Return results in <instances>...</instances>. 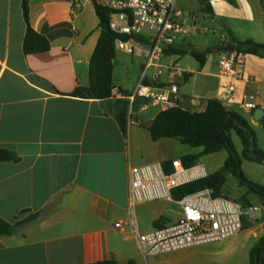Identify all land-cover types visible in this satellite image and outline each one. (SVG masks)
Instances as JSON below:
<instances>
[{"label": "crops", "instance_id": "1", "mask_svg": "<svg viewBox=\"0 0 264 264\" xmlns=\"http://www.w3.org/2000/svg\"><path fill=\"white\" fill-rule=\"evenodd\" d=\"M187 2L201 6L204 19L212 23L214 33L221 34L219 42L205 48L186 44L183 38L196 22L186 26L176 44L165 51L161 66L146 72L145 83L175 82L179 105L191 112L205 111L210 99L216 98L253 127L262 124L256 110L264 107V55L246 54L247 79L233 80L232 94L221 89L225 81L219 65L235 39L264 43L262 0H209L212 13L202 9L200 0H177V6L184 11ZM30 21L49 39L48 51L24 52L27 24L22 0H0V148L19 155L18 161L0 162V217L15 222L38 213L13 234L0 235V264H110L112 259L121 264H204L230 253L234 257L238 250L249 255L251 264L250 251L264 238L262 207L245 218L240 232L205 243L204 256L191 248L143 256L138 235L152 231L160 218L163 223L176 221L182 208L158 199L178 205L172 217L165 207L147 202L131 207V167L160 163L171 170L173 159L200 153L202 147L177 138L152 139L148 125L170 104L129 101L125 134L114 116L113 99L72 95L78 86L89 83L90 59L101 34L93 0H30ZM194 50L209 51L203 65L185 63ZM145 62L140 44L134 54L116 49L115 87L131 93ZM249 93L259 104L254 111L242 106ZM131 219L136 220L134 225L116 226Z\"/></svg>", "mask_w": 264, "mask_h": 264}, {"label": "built area", "instance_id": "2", "mask_svg": "<svg viewBox=\"0 0 264 264\" xmlns=\"http://www.w3.org/2000/svg\"><path fill=\"white\" fill-rule=\"evenodd\" d=\"M113 9L110 29L119 36L115 48L134 54L138 45L144 47L145 66L142 77L131 93L113 88V97L150 99L170 105L177 104L178 86L145 83L146 72L151 67H160L165 51L173 47L186 32L184 11L177 0H109ZM246 54L238 50L225 53L219 60L220 76L225 81L221 89L227 94L234 92L233 80L247 79L245 74ZM246 111L259 108L254 94L249 93L242 103ZM264 106V105H263ZM264 109V107H262ZM205 166L199 161L185 166L181 159L171 161V170L162 164L132 166L129 175L130 206L138 203L168 199L178 203L182 215L176 221L162 223L152 231L138 235V246L145 258L179 250L193 245L221 241L244 228V217L261 211V206L245 205L225 195H216L212 188H204L181 198L173 196L176 187L208 176ZM135 219L119 221L116 226L134 225ZM264 259V251H263Z\"/></svg>", "mask_w": 264, "mask_h": 264}, {"label": "trees", "instance_id": "3", "mask_svg": "<svg viewBox=\"0 0 264 264\" xmlns=\"http://www.w3.org/2000/svg\"><path fill=\"white\" fill-rule=\"evenodd\" d=\"M202 9L211 12L209 0H200ZM264 5V0H262ZM96 13L99 17L101 34L93 51L89 66V83L85 86H78L72 95L82 98H94L101 100H114V116L122 131L126 134L128 130L130 103L127 99H115L113 97L114 83V57L116 53L115 41L119 36L110 29V18L113 9L108 5L93 0ZM23 15L27 24L23 42L26 54L48 51L51 47L49 39L39 33L30 21V0H22ZM109 28V30H108ZM228 50H238L244 53L264 55V43L256 42L253 39L244 41L235 39L232 44L226 47ZM169 50V49H168ZM167 50V51H168ZM209 51H192V55L203 65ZM186 73L185 76H189ZM149 81H146L148 83ZM172 105L158 113L150 122L148 129L153 140L161 138H177L184 144L193 147H202L197 154H188L182 157L185 166L198 162L202 155L212 154L222 150L228 151V157L224 164L208 176L176 187L173 190L175 198H181L186 194L204 189L212 188L216 195H221V189L226 182L227 175L234 173L239 176L241 184H247L251 192L264 196V185L246 178L241 171V158L232 142L230 132L235 130L245 145L244 155L248 159L264 162V151L256 144V135L252 123L237 111L228 110L224 104L216 98L209 101L208 107L203 112H191L182 108L177 100ZM264 127V116L261 119ZM248 147V149H247ZM17 152L0 148V162L18 161ZM168 167V163L165 164ZM169 168V167H168ZM167 168V169H168ZM223 195V194H222ZM38 213L30 215L27 219L8 221L0 217V235H11L16 228L26 220L37 218ZM244 217V221H245ZM164 219L156 221V226L162 225ZM245 226V222H244ZM260 247V249H259ZM264 238L250 251L251 264H264L263 259ZM258 254V262L256 256ZM110 264H121L115 260H109ZM127 264H135L130 261Z\"/></svg>", "mask_w": 264, "mask_h": 264}, {"label": "rangeland", "instance_id": "4", "mask_svg": "<svg viewBox=\"0 0 264 264\" xmlns=\"http://www.w3.org/2000/svg\"><path fill=\"white\" fill-rule=\"evenodd\" d=\"M186 6L188 7V9L184 10L185 14L183 17L185 24L187 27H191L194 26L196 22V27H193V30L184 36L183 42H185L186 44H191L193 46L199 45L201 48L215 46L217 42H219L221 34L219 32L214 33L212 23L204 19L205 14L202 13L200 8L201 6L198 5L195 7L194 3L190 2H187ZM192 17H194V19L196 18V20H194ZM195 62L197 64L199 63L194 56L189 55L185 63L194 64ZM254 130L256 135L257 147L264 151V127L262 124H260L258 126H254ZM230 136L242 161L240 167L241 171L249 180L264 185V162L251 160L245 157V145L235 130H232L230 132ZM227 156L228 151L223 150L214 154L202 155L199 159V162L205 166V169L208 173H212L224 164ZM221 192L223 195L234 200H238L245 205H258L261 206L264 210V196L251 192L249 186L247 184H241L239 176L234 173H229L227 175L226 182L224 183ZM147 204L156 207H165L166 210L170 211L172 217L176 216L178 213V205L171 201L154 200L147 202ZM204 245L205 243L189 246L186 248H191L193 249V251H198L197 256H204L206 255L205 247H202ZM217 250L220 251L221 249ZM214 251H216V249H214ZM223 252L224 251L219 253L221 254ZM232 254H234V257L231 256L230 253L229 257L221 258V256H219V259L217 261H208L204 264H250L248 258L249 255L245 254L244 252L238 250L237 252H233Z\"/></svg>", "mask_w": 264, "mask_h": 264}, {"label": "water", "instance_id": "5", "mask_svg": "<svg viewBox=\"0 0 264 264\" xmlns=\"http://www.w3.org/2000/svg\"><path fill=\"white\" fill-rule=\"evenodd\" d=\"M108 30H109V28H108ZM263 116H264V109H262V108L257 109L256 110V118H263ZM247 149H248V147H247ZM259 249H260V247H259ZM256 261L258 262V254L256 256Z\"/></svg>", "mask_w": 264, "mask_h": 264}]
</instances>
